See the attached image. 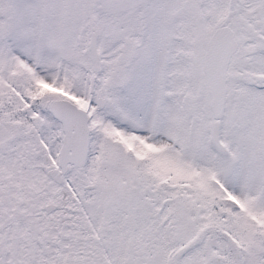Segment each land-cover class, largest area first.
<instances>
[{
	"label": "snow or ice",
	"instance_id": "obj_1",
	"mask_svg": "<svg viewBox=\"0 0 264 264\" xmlns=\"http://www.w3.org/2000/svg\"><path fill=\"white\" fill-rule=\"evenodd\" d=\"M0 264H264V0H0Z\"/></svg>",
	"mask_w": 264,
	"mask_h": 264
}]
</instances>
